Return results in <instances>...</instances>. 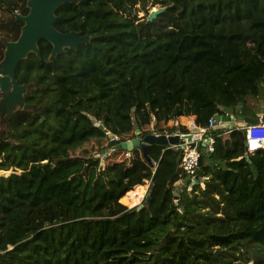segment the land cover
<instances>
[{
    "label": "trees",
    "instance_id": "16d2710c",
    "mask_svg": "<svg viewBox=\"0 0 264 264\" xmlns=\"http://www.w3.org/2000/svg\"><path fill=\"white\" fill-rule=\"evenodd\" d=\"M157 1L164 12L151 23L135 9L148 0L64 4L55 28L89 41L52 56L40 40L19 64L34 110L0 128V264H264V149L246 154L245 129L212 130L209 180L182 192V213L179 153L152 146L154 174L140 150L123 148L106 177L78 159L104 153L116 135L132 141L170 123L203 132L228 108L258 109L264 0ZM29 11L28 0H0V63ZM184 126L160 134H191ZM149 181L144 205L125 212L127 192ZM130 196L138 202L142 189Z\"/></svg>",
    "mask_w": 264,
    "mask_h": 264
},
{
    "label": "water",
    "instance_id": "95a60500",
    "mask_svg": "<svg viewBox=\"0 0 264 264\" xmlns=\"http://www.w3.org/2000/svg\"><path fill=\"white\" fill-rule=\"evenodd\" d=\"M76 2L77 0H28V6L30 8L29 14L17 17L24 24L22 32L17 41H5L6 50L4 60L0 63V95H6V101L14 112L18 110H34L33 107L27 105L25 102V95L29 94L31 87L29 85L19 84L16 70L21 61L25 60L29 54L39 53L38 43L40 40H46L52 44V56L63 53L65 49L75 50L79 45L89 41L88 37L82 36L79 33H62L55 28L54 24L58 19L56 16L57 9L64 4ZM163 12L164 9L152 11L146 21L148 23L153 22ZM233 110V108H228L225 112H232ZM240 121L244 124H256L258 122V120ZM104 132L106 133L107 130H104ZM183 138L190 142L194 140L191 134L183 137L177 134L170 136H166L165 134H148L142 138H136L132 143L133 148L140 149L143 159L149 165L154 166V162L149 156V150L152 146L167 148L179 145L183 143ZM191 145L192 147L195 146L194 143ZM122 147L119 144L114 146L117 150ZM183 149L184 147L179 154L178 164L182 158ZM199 163L200 165L204 164V160L200 159ZM221 165L224 166L223 163ZM252 171L255 175L258 174L254 166H252Z\"/></svg>",
    "mask_w": 264,
    "mask_h": 264
},
{
    "label": "built area",
    "instance_id": "2783aa9c",
    "mask_svg": "<svg viewBox=\"0 0 264 264\" xmlns=\"http://www.w3.org/2000/svg\"><path fill=\"white\" fill-rule=\"evenodd\" d=\"M242 129L246 130V154H253L259 150L264 149V121L259 120L256 124H244ZM212 129H207L210 131ZM156 135H160L157 132H153ZM109 136V132L105 133ZM181 137L186 136L179 133H174ZM174 134H167L166 136L174 135ZM183 143L175 146L167 147V150H173L180 154L182 148L183 154L182 158L179 163V180L174 184V195H175V205L178 206V212L182 213L183 209L179 206V199L181 197L182 192L185 190L188 194L193 193V188L195 185H201L204 187V183L209 180L208 176H205L203 173L204 164L200 165V159L205 161V158H208L214 152V138L213 135L205 134L202 136L199 141L192 140L191 142L187 139L183 138ZM192 143L195 144L192 147ZM118 144V143H117ZM199 144V146H197ZM119 145H123V142L119 143ZM135 150H140L134 148ZM123 150V147L119 150L115 149L114 146L112 147V152L117 153ZM143 158V157H142ZM154 162V161H153ZM205 163V162H204ZM149 165V164H148ZM154 174L157 170L158 163L154 162V166L149 165ZM153 174V175H154ZM150 185H151V181ZM144 185H136L130 191L127 192L126 199L121 201V204L124 206L125 212H135L138 211L142 206L146 199L148 190L150 186L147 187L145 190L142 188ZM138 189H142V197L138 202H133L131 193L136 192Z\"/></svg>",
    "mask_w": 264,
    "mask_h": 264
},
{
    "label": "rangeland",
    "instance_id": "374dc122",
    "mask_svg": "<svg viewBox=\"0 0 264 264\" xmlns=\"http://www.w3.org/2000/svg\"><path fill=\"white\" fill-rule=\"evenodd\" d=\"M162 8H163V6L157 0H148V3H147V6H146V9L145 10H142L141 9L140 4H138V5L135 6V9L136 10H139V12H137L138 13L137 14V17L139 18L140 21L141 20H144V19H147L152 11L157 10V9H162ZM262 86H264V82L262 83ZM257 103H258V107H257L258 110L260 109L261 111H264V100L261 99ZM250 107H252V109H254V111H255V107L253 105H250ZM13 112H14V110H12V108L10 107V105L6 101V95L4 96V95L1 94L0 95V128L1 129H5L6 128V125L8 123V120H9V118H10V116H11V114ZM117 116H118V114L115 113L112 118H113V121H114V124H115L116 128L119 130V122L117 120ZM178 126H184V125L170 123V124H168L166 126L159 125V126H157V128L155 130H153V129H151V130L150 129H142L136 136H133L132 137L133 138L132 139V142L136 138H139L140 137V134H142L143 132H145V133H153L155 131V132L161 133L160 131H166L169 127H178ZM184 127L186 129H188L190 131L191 135L193 136V132L189 128H187L186 126H184ZM223 131H226V130H223ZM212 132H213L212 130L207 131L208 134H210ZM207 133H205V134H207ZM205 134H204V136H205ZM212 135L213 134H211V136ZM116 136L119 137V138H118V140L116 141L115 144H112V145L105 146V147L101 148V149H104L105 150L104 153H101V154L93 153L92 154L91 159L93 158V160H91V159H84V158H78V159L88 160L89 161V164H92V165L94 163V168L96 169V173H98V174L99 173H102L106 177L107 176V170H106L105 166H106L108 160L114 154H117L118 153V152L117 153H113L112 152V147L115 146V145H117V143L119 144L121 142L124 143V142H128L129 141V139L123 137L122 134L120 136H118V135H116ZM200 139L201 138L194 139V140L199 141ZM98 151H100V149ZM117 170H118V168H116L113 171V173H115ZM148 186H150V182L148 183ZM132 199L135 201L137 199V197L136 196H132ZM248 264H254V263L252 261H250Z\"/></svg>",
    "mask_w": 264,
    "mask_h": 264
},
{
    "label": "bare ground",
    "instance_id": "6f19581e",
    "mask_svg": "<svg viewBox=\"0 0 264 264\" xmlns=\"http://www.w3.org/2000/svg\"><path fill=\"white\" fill-rule=\"evenodd\" d=\"M234 116H235V110H233L232 112H225L223 115H217L215 118H212L209 120V124H208L207 129L215 130L218 127L227 128V129L233 128L234 126H236V122H235L236 120L233 119ZM240 120H258V121L262 120V121H264V115L262 117H260L259 119L249 118L246 116H238L237 121L239 122ZM192 126H193L192 132H193V138L194 139H199L202 136H204L207 129L202 132L199 128L195 127L194 123H192ZM117 140H118L117 137L114 136L112 144H115ZM122 146H123V148H127L128 150L134 149L132 141L124 143ZM135 201H137V199Z\"/></svg>",
    "mask_w": 264,
    "mask_h": 264
},
{
    "label": "crops",
    "instance_id": "0c3cea01",
    "mask_svg": "<svg viewBox=\"0 0 264 264\" xmlns=\"http://www.w3.org/2000/svg\"><path fill=\"white\" fill-rule=\"evenodd\" d=\"M251 97H249V98H247V99H250ZM258 98H262V99H264V97H258ZM249 106L250 105H253L251 102H249V104H248ZM252 108V107H251ZM258 110V109H257ZM257 110H255L254 111V109H252V111H251V113H250V115H243L241 112H242V105H240V106H238L237 108H236V110H235V116H234V118L233 119H235L236 121V126H234V128H243L244 127V123L243 122H241V121H237V117L238 116H246V117H249V118H254L253 117V115L252 114H257ZM260 110V109H259ZM259 115V118L260 117H262L263 115H264V113H262V114H258ZM257 115V116H258ZM238 122V123H237ZM218 128H220V127H218ZM233 128V129H234ZM220 129H224V130H228L227 128H220ZM231 128H229V130H230Z\"/></svg>",
    "mask_w": 264,
    "mask_h": 264
},
{
    "label": "flooded vegetation",
    "instance_id": "af4514ba",
    "mask_svg": "<svg viewBox=\"0 0 264 264\" xmlns=\"http://www.w3.org/2000/svg\"><path fill=\"white\" fill-rule=\"evenodd\" d=\"M150 134H154V133H150ZM160 134V133H159ZM148 135V134H147ZM144 137V136H143ZM142 138V137H141Z\"/></svg>",
    "mask_w": 264,
    "mask_h": 264
}]
</instances>
